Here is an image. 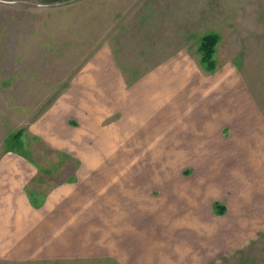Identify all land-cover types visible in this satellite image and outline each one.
<instances>
[{"label":"rangeland","instance_id":"374dc122","mask_svg":"<svg viewBox=\"0 0 264 264\" xmlns=\"http://www.w3.org/2000/svg\"><path fill=\"white\" fill-rule=\"evenodd\" d=\"M6 154L30 200L100 192L108 240L0 264H264V0H0Z\"/></svg>","mask_w":264,"mask_h":264},{"label":"crops","instance_id":"0c3cea01","mask_svg":"<svg viewBox=\"0 0 264 264\" xmlns=\"http://www.w3.org/2000/svg\"><path fill=\"white\" fill-rule=\"evenodd\" d=\"M17 157L18 159L16 160L15 158ZM16 161L21 162L20 166ZM30 162L23 157L12 154H6L0 160V243L21 242V244H17L19 248L14 247V244L5 245V247L4 245L0 246V255H5L3 252H6L7 256L11 258L41 257L43 255V241L48 243V245L55 243L50 245V248L53 249H51L52 251H55L53 247L61 241L73 243L82 241L83 249H86V246L91 245L93 242H97L99 247L101 241L107 242L106 221H108L109 205L106 199L102 198L100 192L96 195L97 201L89 203L66 201L60 204V202L47 199L40 203L35 198L30 200L25 188L30 179L28 174ZM22 164L25 167L23 170ZM60 187L61 185L54 190H59ZM88 194L90 195V193ZM119 195L115 193L114 213L109 216L115 221L116 225L119 224L120 226L118 233L115 231V236H117L115 242L122 240V232L120 233V231L122 230L123 217L121 211L124 205L122 203V194ZM137 205L139 207V198H132V201L128 203L127 209L131 211L135 207L137 208V213ZM83 206L85 210H93V214L87 212L85 214L78 212L77 214V208L78 211H82ZM199 214L204 216L205 213L199 211L197 215ZM137 216L129 217L130 224L138 220ZM102 221H105V223L99 234L104 235L103 238L100 237L95 228V226L103 225ZM116 225L114 224V229L117 228ZM134 225L136 226L134 232L137 235V222ZM130 233H132L131 229ZM151 237H148V241ZM92 245L97 248L96 245ZM87 250L88 253L86 255L96 254V251L89 253L92 251L91 247L90 249L87 248Z\"/></svg>","mask_w":264,"mask_h":264},{"label":"trees","instance_id":"16d2710c","mask_svg":"<svg viewBox=\"0 0 264 264\" xmlns=\"http://www.w3.org/2000/svg\"><path fill=\"white\" fill-rule=\"evenodd\" d=\"M214 41H215V38L212 35H210L208 37H205L203 39V47L205 48V47H208V46L212 45L214 43ZM18 134L19 133H16V138H18V136H17Z\"/></svg>","mask_w":264,"mask_h":264}]
</instances>
